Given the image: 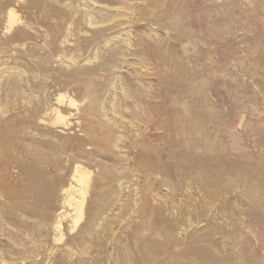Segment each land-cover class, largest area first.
<instances>
[{"label": "rangeland", "instance_id": "obj_1", "mask_svg": "<svg viewBox=\"0 0 264 264\" xmlns=\"http://www.w3.org/2000/svg\"><path fill=\"white\" fill-rule=\"evenodd\" d=\"M0 264H264V0H0Z\"/></svg>", "mask_w": 264, "mask_h": 264}, {"label": "bare ground", "instance_id": "obj_2", "mask_svg": "<svg viewBox=\"0 0 264 264\" xmlns=\"http://www.w3.org/2000/svg\"><path fill=\"white\" fill-rule=\"evenodd\" d=\"M10 13V12H9ZM10 22H11V24H13L14 23V16H13V14H12V12L10 13ZM18 21V20H17ZM63 98V97H62ZM73 104H74V102H73ZM61 112V111H60ZM61 117V115L59 116V118ZM84 169V168H83ZM89 173V172H88ZM74 176V178H76L78 181H80V182H84L85 181V179H86V177H87V173L85 172V170L83 171L82 170V168L78 165L77 166V168H76V171H75V174L73 175ZM77 182V181H76ZM75 185V184H74ZM76 186V185H75ZM82 186V185H81ZM80 187V186H79ZM83 187V186H82ZM82 187H80V188H82ZM70 188H72V186L70 187ZM74 188V187H73ZM84 188V187H83ZM68 190H71V189H66L65 190V192L67 193L68 192ZM74 190V189H73ZM75 191V190H74ZM85 191H86V189H85ZM73 193V192H72ZM82 193V192H81ZM81 195V194H80ZM83 195V194H82ZM74 196V195H73ZM79 196V195H78ZM81 197V196H80ZM77 198V197H76ZM75 198V199H76ZM83 199V198H82ZM65 203H67V204H70V205H72V197H70V195H67V197L65 198ZM81 203V202H80ZM79 206V205H78ZM75 208V207H74ZM80 208V207H79ZM83 208V207H82ZM81 208V209H82ZM64 215V214H63ZM78 221V220H77ZM57 226L60 228V226H61V224L60 223H58L57 224ZM57 226H56V228H57Z\"/></svg>", "mask_w": 264, "mask_h": 264}]
</instances>
